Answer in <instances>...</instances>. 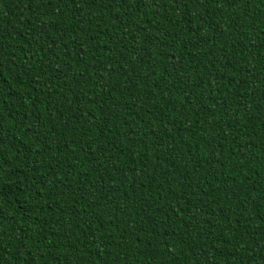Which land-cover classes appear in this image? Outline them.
<instances>
[{"label": "trees", "instance_id": "trees-1", "mask_svg": "<svg viewBox=\"0 0 264 264\" xmlns=\"http://www.w3.org/2000/svg\"><path fill=\"white\" fill-rule=\"evenodd\" d=\"M0 264H264V0H0Z\"/></svg>", "mask_w": 264, "mask_h": 264}]
</instances>
